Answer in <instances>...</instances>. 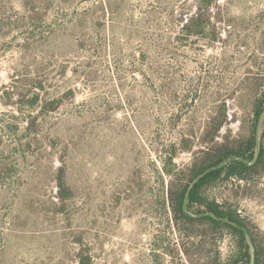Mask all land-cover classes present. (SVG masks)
I'll use <instances>...</instances> for the list:
<instances>
[{"label":"rangeland","instance_id":"obj_1","mask_svg":"<svg viewBox=\"0 0 264 264\" xmlns=\"http://www.w3.org/2000/svg\"><path fill=\"white\" fill-rule=\"evenodd\" d=\"M263 96L264 0H0V264H250L173 206L220 147L254 170L200 195L264 264Z\"/></svg>","mask_w":264,"mask_h":264},{"label":"trees","instance_id":"obj_2","mask_svg":"<svg viewBox=\"0 0 264 264\" xmlns=\"http://www.w3.org/2000/svg\"><path fill=\"white\" fill-rule=\"evenodd\" d=\"M264 98V96H263ZM264 114V111L259 110L256 112V122L259 120V117ZM222 120L216 124H213L212 134L210 136L211 140H214L219 132L220 128L226 121L225 113L222 112ZM249 148L252 147V142H250ZM235 156L236 159L227 162V159L231 156ZM243 153L240 150H231L229 148L220 147L215 152L210 150H204L202 156L199 159V164H194L189 168L190 172V181L188 185L184 186L174 198V208L175 211L182 215L186 219H190V215L185 214L184 207L186 205H198L199 207L207 208V215L202 214L204 218L212 219L218 223H223L227 221L226 225L233 229L235 233L238 234L240 250L243 249L244 245L247 246V249L251 250L249 255L250 264H259L260 262V252L257 247L253 248L252 242L253 238H250V243L247 240L245 234V225L241 222L234 212L226 214L221 210V208L215 204H208V202L202 199L200 195L201 189L206 185L220 178L229 179L231 177L243 178V174L250 173L254 170V166L249 162L252 161V156L248 159V162L240 161ZM80 264H84L80 261Z\"/></svg>","mask_w":264,"mask_h":264},{"label":"water","instance_id":"obj_3","mask_svg":"<svg viewBox=\"0 0 264 264\" xmlns=\"http://www.w3.org/2000/svg\"><path fill=\"white\" fill-rule=\"evenodd\" d=\"M236 159V157L233 155V156H231V157H229L228 159H227V162H231V161H233V160H235ZM247 240H248V242L250 243V239L247 237Z\"/></svg>","mask_w":264,"mask_h":264},{"label":"flooded vegetation","instance_id":"obj_4","mask_svg":"<svg viewBox=\"0 0 264 264\" xmlns=\"http://www.w3.org/2000/svg\"><path fill=\"white\" fill-rule=\"evenodd\" d=\"M202 216V215H201Z\"/></svg>","mask_w":264,"mask_h":264}]
</instances>
